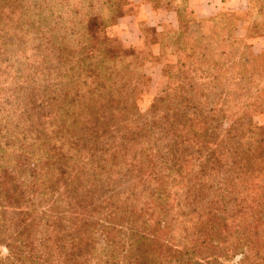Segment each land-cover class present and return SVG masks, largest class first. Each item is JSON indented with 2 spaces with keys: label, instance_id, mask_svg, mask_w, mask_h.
Instances as JSON below:
<instances>
[{
  "label": "trees",
  "instance_id": "16d2710c",
  "mask_svg": "<svg viewBox=\"0 0 264 264\" xmlns=\"http://www.w3.org/2000/svg\"><path fill=\"white\" fill-rule=\"evenodd\" d=\"M126 6L0 0V264H264V90L234 14L175 8L159 51L181 60L141 114V47L96 34Z\"/></svg>",
  "mask_w": 264,
  "mask_h": 264
},
{
  "label": "rangeland",
  "instance_id": "374dc122",
  "mask_svg": "<svg viewBox=\"0 0 264 264\" xmlns=\"http://www.w3.org/2000/svg\"><path fill=\"white\" fill-rule=\"evenodd\" d=\"M146 3H152V7L158 15L154 18H160L163 22V31L152 29L145 21L140 22V30L142 36L146 38V46L140 49H135L136 53L139 54L146 62L143 64L141 69L140 80L136 83V89L134 92V98L136 106L141 114H147L156 100V98L163 95V92L167 85V78L162 72V68L166 65L176 64L181 60L180 54L177 49H167L164 54H160L159 43L161 40V34L172 29L168 18L165 17L163 10L165 8H177L184 6L186 0H143ZM210 4V3H208ZM222 6L216 14L232 13L236 18V28L234 37L239 41L241 46H249L250 52L256 56L255 66L258 69V75L255 78L257 87L264 90V17L260 16L258 12V3L256 0H222ZM176 6V7H175ZM130 18L137 15L138 11L135 9H127V11L121 10L119 12V18L116 20L113 27L106 32L96 31L100 37H109L110 45L115 51H122L128 49L122 43L119 31V21L124 16L128 15ZM137 13V14H136ZM144 13H140L141 16ZM215 14V15H216ZM214 16V15H213ZM128 17V16H126ZM129 18V19H130ZM128 19V20H129ZM124 21L127 27L129 21ZM131 21V20H130ZM153 22V20H151ZM117 26V32L114 27ZM122 31V30H121ZM107 33V34H106ZM134 36V35H133ZM130 49V48H129ZM248 50V52H249ZM239 52H243V49H239ZM256 124L264 128V116L256 117ZM5 255V250L0 247V256Z\"/></svg>",
  "mask_w": 264,
  "mask_h": 264
},
{
  "label": "crops",
  "instance_id": "0c3cea01",
  "mask_svg": "<svg viewBox=\"0 0 264 264\" xmlns=\"http://www.w3.org/2000/svg\"><path fill=\"white\" fill-rule=\"evenodd\" d=\"M126 3L127 6L124 11L132 8L134 10L136 9L138 14L136 13L137 15H134L132 18H130L129 13H126L128 14L126 15L128 17L124 16L122 19H120L119 31L117 32L116 26L114 27L115 32L120 35L122 43H124L126 48L142 47L144 45V39L140 33V22L145 21L149 27H152V29L157 28L159 31L164 30V26L162 24L163 22H161L160 18H154L155 16L158 17V15L155 11V8L152 7L153 5L148 4L143 0H126ZM185 3L188 9L192 11L194 16L200 19L215 15L223 5L222 0H186ZM163 12L170 23L174 22L171 25L172 29H176L178 27V22L175 8L164 9ZM140 13H144V16H141ZM127 20L129 21L127 23L129 25L128 27L124 23V21ZM151 20H153V22Z\"/></svg>",
  "mask_w": 264,
  "mask_h": 264
}]
</instances>
